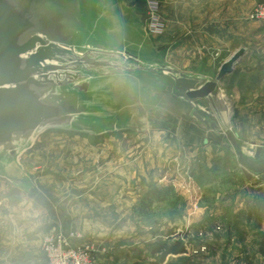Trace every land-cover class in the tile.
Listing matches in <instances>:
<instances>
[{
	"label": "rangeland",
	"instance_id": "rangeland-1",
	"mask_svg": "<svg viewBox=\"0 0 264 264\" xmlns=\"http://www.w3.org/2000/svg\"><path fill=\"white\" fill-rule=\"evenodd\" d=\"M127 3L140 10L148 33H166L168 19L160 0ZM79 4L89 8L92 1L73 5ZM260 4L249 13L251 20ZM70 22L59 39H88L87 33L76 32V22ZM256 35L252 48L263 56L264 28ZM241 41L247 45L246 38ZM226 57L213 68L198 69L214 79ZM258 64L264 68L263 62ZM250 65L246 60L241 74H231L220 83L219 98L231 117L234 99L251 103L252 112L253 81L259 83L261 75H252ZM125 77L130 75L102 79V96H86L80 104L85 123L111 118L117 125L131 124V129L100 135L51 129L36 135L16 157L1 156L0 264L26 259L32 252L39 258L43 252L46 264L45 237L59 235L74 246L88 248L93 264H264L259 252L264 222L257 228V221L247 213L249 206L264 200V182L248 180L232 152L211 150L209 155L201 146L180 144L175 120H182L188 107L171 95L167 75L139 73L123 86L120 80ZM259 112L264 124V107ZM234 124L238 126L235 119L228 120L226 128ZM240 127L239 143L249 154L252 138L264 141V127L252 131V117L250 122H240ZM216 161L221 168L217 178L211 172ZM169 185L175 187L179 200L174 195L166 202L144 203L151 188ZM36 225H44L42 237L32 233ZM180 241L186 247L184 253L162 260V252L154 251Z\"/></svg>",
	"mask_w": 264,
	"mask_h": 264
},
{
	"label": "water",
	"instance_id": "water-1",
	"mask_svg": "<svg viewBox=\"0 0 264 264\" xmlns=\"http://www.w3.org/2000/svg\"><path fill=\"white\" fill-rule=\"evenodd\" d=\"M78 1L82 0H0V161L4 153L16 157L36 135L51 129L98 135L116 130L111 118L83 122L80 102L86 96H102V79L118 75H167L171 93L193 107L191 116L219 130V123L211 119L212 111L218 112L215 93L223 79L235 73L246 48L224 61L214 79L202 82L198 75L144 60L114 42H97L92 25L96 8L103 3L91 0L89 8L74 7ZM69 22H76V32L87 33L88 39H59ZM224 130L244 176L250 181L264 180V146L247 147L251 153L247 155L237 134L230 128Z\"/></svg>",
	"mask_w": 264,
	"mask_h": 264
},
{
	"label": "crops",
	"instance_id": "crops-1",
	"mask_svg": "<svg viewBox=\"0 0 264 264\" xmlns=\"http://www.w3.org/2000/svg\"><path fill=\"white\" fill-rule=\"evenodd\" d=\"M100 1L103 5L102 8H96L97 19L92 25L94 38L97 42L107 44L114 42L134 52L144 60L165 63L188 74L198 75L202 82L209 79L210 76L203 69H198L199 67L213 68L222 57L227 55L226 58H229L240 48H246V53L241 63L236 67L235 73L240 72L242 63L247 60L252 63L250 65L252 75L256 73L261 75L259 83L253 81L254 85L255 83L256 86L261 85V88H256V86L252 88L254 90L252 112L248 109L251 107V103L238 102L234 99L233 106L236 108L233 117L229 116L222 107V99L219 98V84L215 93L218 112L213 110L211 113V119L216 120L220 125L219 130L215 131L191 116L190 112L193 107L186 99L171 93L176 101L188 107L186 116L182 120L179 118L175 120L178 125L176 128L180 135L178 138L180 144L196 148L201 146L207 149L209 155L211 150H218L222 154L225 153V150L235 153L231 149L232 143L224 130L228 127V120L235 119L238 126L235 127L234 124L235 128L232 127L231 129L237 134L239 142L242 135L240 122H250L252 117V131H260L264 127L263 121L259 120V108L264 107V78H262L264 77V68L261 69V64H258V61L264 64V55L258 56L252 48L253 39L257 36L256 32L264 28V21H253L249 18V13L253 7L258 3H263L264 0H160L164 17L168 19V30L163 36H153L148 33L142 13L138 9L130 8L127 3L129 0ZM242 38L247 39V45L241 43ZM224 61L225 59L222 63ZM130 77L121 78L120 81L123 86L127 85ZM201 102L204 105H210L207 100ZM131 127L129 123L116 124V130L108 132H114L118 129H131ZM258 145L264 146V141L252 138V144L247 145V147ZM244 153L246 154V152ZM247 155H251V153ZM43 227L44 225L39 227L36 225L31 228L32 233L42 237L45 231ZM36 254V252H32L31 257L14 259L13 262L7 263L44 264L43 252L40 253L41 258L38 257V254L35 256Z\"/></svg>",
	"mask_w": 264,
	"mask_h": 264
},
{
	"label": "trees",
	"instance_id": "trees-1",
	"mask_svg": "<svg viewBox=\"0 0 264 264\" xmlns=\"http://www.w3.org/2000/svg\"><path fill=\"white\" fill-rule=\"evenodd\" d=\"M240 146V143H239ZM241 147V146H240ZM234 153V152H233ZM235 154V153H234ZM238 162V161H237ZM219 162L216 161L213 167L211 168V172L213 173L214 177H218V174L221 171V168L218 164ZM244 175V174H243ZM263 180H257L255 183H259ZM15 195L19 194V189H15L13 192ZM177 200L180 199V196L175 193V187L173 185L166 186L164 188H151L146 196V199L144 203H147L146 205L150 206L155 200L166 202L170 199L171 196H174ZM17 201V200H16ZM249 213V219H252V217L257 221L256 227L261 228L262 224L264 222V200H259L258 202L254 203L253 205L248 207ZM259 252L264 255V239H262L259 243ZM154 251H161L162 252V260H165V258L169 254H179L186 252V247L183 244L182 241L175 243L173 245H163L158 248H156Z\"/></svg>",
	"mask_w": 264,
	"mask_h": 264
},
{
	"label": "built area",
	"instance_id": "built-area-1",
	"mask_svg": "<svg viewBox=\"0 0 264 264\" xmlns=\"http://www.w3.org/2000/svg\"><path fill=\"white\" fill-rule=\"evenodd\" d=\"M252 19H264V3L258 5L252 14ZM45 250L48 261L46 264H93L88 248L74 246L63 236L45 237Z\"/></svg>",
	"mask_w": 264,
	"mask_h": 264
}]
</instances>
